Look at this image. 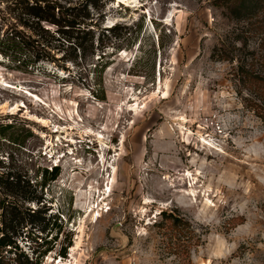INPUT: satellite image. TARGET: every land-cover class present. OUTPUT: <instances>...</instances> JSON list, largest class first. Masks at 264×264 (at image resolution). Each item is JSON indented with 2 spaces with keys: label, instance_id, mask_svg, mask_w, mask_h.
Segmentation results:
<instances>
[{
  "label": "rangeland",
  "instance_id": "rangeland-1",
  "mask_svg": "<svg viewBox=\"0 0 264 264\" xmlns=\"http://www.w3.org/2000/svg\"><path fill=\"white\" fill-rule=\"evenodd\" d=\"M101 1L104 35L141 26L104 101L88 64L65 79L0 65V124L30 132L0 136V159L31 178L59 167L46 212L63 210L71 245L42 264H264V0Z\"/></svg>",
  "mask_w": 264,
  "mask_h": 264
},
{
  "label": "trees",
  "instance_id": "trees-1",
  "mask_svg": "<svg viewBox=\"0 0 264 264\" xmlns=\"http://www.w3.org/2000/svg\"><path fill=\"white\" fill-rule=\"evenodd\" d=\"M252 2L233 0L231 3L232 7L243 10ZM102 8L101 0H0V65L10 72L46 77L50 75L44 69L50 66L59 71L51 76L65 79L74 76L70 67L88 64L96 85L90 93L104 101L103 73L118 51L137 43L141 26L132 34L126 31L123 35L127 44H123L117 40L122 35L118 25L106 29L110 36L104 35ZM261 41L264 44V37ZM97 52L100 54L96 58ZM83 70L79 78L89 76ZM251 80L264 85L262 76H253ZM29 135L28 130L15 125L0 124V136L12 144L23 146ZM58 174L57 166L51 170L38 168L31 178L28 172L0 159V264H42L54 251L66 257L71 244L59 242L64 229L59 213L63 210L60 208L53 218L47 217L44 193L48 182ZM68 205L71 206V198ZM28 240L35 244L28 250L30 255L19 246Z\"/></svg>",
  "mask_w": 264,
  "mask_h": 264
},
{
  "label": "water",
  "instance_id": "water-1",
  "mask_svg": "<svg viewBox=\"0 0 264 264\" xmlns=\"http://www.w3.org/2000/svg\"><path fill=\"white\" fill-rule=\"evenodd\" d=\"M120 224H115L110 231L111 236L113 237H124V235L119 230Z\"/></svg>",
  "mask_w": 264,
  "mask_h": 264
}]
</instances>
